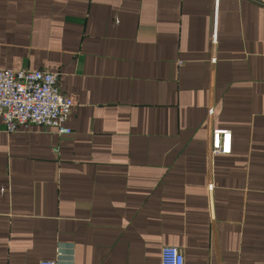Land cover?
Segmentation results:
<instances>
[{
  "label": "crops",
  "instance_id": "0c3cea01",
  "mask_svg": "<svg viewBox=\"0 0 264 264\" xmlns=\"http://www.w3.org/2000/svg\"><path fill=\"white\" fill-rule=\"evenodd\" d=\"M218 6L0 0V70L75 102L71 136L0 118V264H264V0Z\"/></svg>",
  "mask_w": 264,
  "mask_h": 264
},
{
  "label": "built area",
  "instance_id": "2783aa9c",
  "mask_svg": "<svg viewBox=\"0 0 264 264\" xmlns=\"http://www.w3.org/2000/svg\"><path fill=\"white\" fill-rule=\"evenodd\" d=\"M213 0L214 14L219 3ZM75 102L60 92L58 74L43 70H0V118L4 132L16 133L20 127L39 126L56 131L59 136H71L67 127ZM212 113V109L210 110ZM231 135L227 131L213 130L210 138L211 155L231 152ZM39 264H55L44 260ZM160 264H184L178 248L163 247Z\"/></svg>",
  "mask_w": 264,
  "mask_h": 264
}]
</instances>
